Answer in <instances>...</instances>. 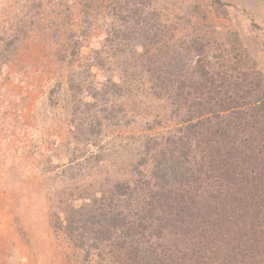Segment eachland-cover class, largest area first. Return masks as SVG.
Returning a JSON list of instances; mask_svg holds the SVG:
<instances>
[{
	"label": "rangeland",
	"instance_id": "rangeland-1",
	"mask_svg": "<svg viewBox=\"0 0 264 264\" xmlns=\"http://www.w3.org/2000/svg\"><path fill=\"white\" fill-rule=\"evenodd\" d=\"M115 1L0 0V264H129L133 240H116L121 231L110 226L92 239L62 219L64 211L79 210L75 199L85 200L82 216L89 217L100 194L120 207L119 225L139 219L137 208L157 193L146 233L160 236L154 246L173 244L172 253L189 254L215 236L225 203L207 200L200 171L212 149L179 125L195 114L188 110L229 104L231 98L210 89L215 79L264 85V0H149L137 13L113 11ZM150 13L152 24L170 26L171 36L152 38L149 56L117 54L125 49L111 42L115 18ZM98 62L101 71L93 66ZM235 62L239 78L217 76L227 66L233 71ZM169 93L184 99L185 110L174 111ZM238 117L232 121L241 124ZM126 188L135 190L129 202L119 196ZM168 197L187 207L184 224V216L163 209Z\"/></svg>",
	"mask_w": 264,
	"mask_h": 264
},
{
	"label": "trees",
	"instance_id": "trees-1",
	"mask_svg": "<svg viewBox=\"0 0 264 264\" xmlns=\"http://www.w3.org/2000/svg\"><path fill=\"white\" fill-rule=\"evenodd\" d=\"M113 3L117 4H111L113 5L112 10L116 12L133 11L137 13L143 11L144 6L146 10V7L151 5L149 0H116ZM114 22L118 24V30L115 31L116 40L111 42L115 43L116 46H119V42L123 45L125 51H121L123 54H117L124 55L127 59L136 58L137 56H149L151 52L148 53L147 49L152 47V38L162 37V35L169 38L170 35V30H168L170 26L152 24L151 13L148 16H140L139 18H115ZM171 22L177 29L176 21L172 20ZM169 41H162L161 43L165 46ZM199 44H202V42ZM78 52L76 49L72 50V56L75 57ZM93 66L101 71L99 62ZM188 67L185 69L189 70ZM197 67L195 71L200 70L199 66ZM207 68L211 69L210 72L215 71V63L210 62ZM238 69L237 62H235L233 71L227 66L223 74L219 73L217 76L232 77V72H235L234 77L239 78L241 73L238 72ZM227 80L229 84L225 79L211 81L210 89L213 91L215 89L216 93L220 92L221 97L219 98L221 100L224 97L231 98L229 104H226V102L215 103L218 108L217 111L214 110V106L213 109H203L201 107L200 111L195 112L188 110L195 114L193 117L186 118L184 115L182 119H185L179 125V128L184 129L185 133L191 135L192 138L202 140V148L212 149V152H208L206 159L202 161L204 165L200 166L201 175L203 176L201 181L207 185V200L212 201L214 204L225 203L226 206L219 207L221 212L219 222L213 224L215 229L212 230L215 236L211 238L210 242L207 241L205 244L201 243L202 240H200L198 244L192 247L189 254H180L176 249L172 253L173 244H168L167 240L162 247L161 245L156 246L158 243L155 246L152 245L155 240H161L158 235H148L146 233V229L150 230L152 226V219L148 216L149 214L153 216L155 203H152V199L156 198L157 193L154 195L149 193L148 199L150 201L145 206L137 208L136 215L139 216V219L130 217L132 219L127 218L128 221L125 219L122 223L119 222V225H116L117 220L114 221V219L119 218L120 207L115 205L113 208L112 204H108L106 200H103L104 196L102 194H100V203L92 205L95 208L92 209L89 217L82 216L84 206L81 202L85 200L75 199L76 201L73 200V202H78V204L74 207V210L77 207L79 210L75 214L64 211V213L66 212L62 215L64 223L67 226L78 224L72 226L71 229L79 232V234H86L92 239H94L97 230L107 232L110 226L112 231L114 229H117L118 232L121 231V233L114 235L116 240L120 238L125 240V243L133 240L128 247V250L130 249L133 252L129 253L128 256L131 261L129 264H168L171 260L170 264H175L174 257L184 263L187 262V264H264V192L260 190L264 189V132L261 130L264 126V85H262V82H256V80L253 84L246 83L248 79ZM197 82L199 84L203 83L199 79ZM222 87L226 88L227 92L230 90V94L223 96ZM247 87H253V91L249 92ZM178 90L184 91L182 87ZM231 91H234L233 95L237 100L232 98ZM183 101L184 99L180 101L174 98L173 103H171L174 111L179 110L181 112L182 109L185 110ZM236 101L238 105H234ZM225 104L227 107H224ZM187 105H189L188 100L185 103V106ZM227 112H234L232 120L239 116L238 118L243 119L242 123L236 124L232 120H226L231 119ZM244 113L249 115L250 122L247 115L245 117L242 115ZM224 114L226 116H223ZM225 120L228 123L224 124ZM172 134H175V132ZM259 141H262V143L258 144ZM164 150L162 153L165 154L166 150L165 152ZM239 187H241V190H239ZM131 191L135 190L132 188L123 189L119 192V196H127V202H129ZM245 198L248 200L244 202ZM161 199L159 198V200ZM232 199L240 200L245 205L234 208L228 207L232 203ZM116 200L118 201V195H116ZM165 201L167 203L163 209L166 210L167 208L168 212L174 217L184 216V220L181 222V224H184L190 214L187 207L182 204L181 200L176 198L168 197ZM128 207L129 205H126V208ZM123 209H125L124 206ZM250 212H252L251 215ZM249 215L252 217L250 218ZM98 217H101L102 221ZM197 221H195L196 224ZM158 251L164 254L160 261L158 257H154V253ZM148 260H152V262Z\"/></svg>",
	"mask_w": 264,
	"mask_h": 264
}]
</instances>
